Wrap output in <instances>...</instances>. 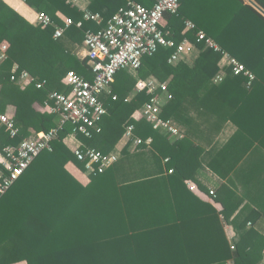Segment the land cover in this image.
Segmentation results:
<instances>
[{"label": "trees", "instance_id": "1", "mask_svg": "<svg viewBox=\"0 0 264 264\" xmlns=\"http://www.w3.org/2000/svg\"><path fill=\"white\" fill-rule=\"evenodd\" d=\"M25 1L37 12L49 14L56 25H63L61 14L75 24L81 23V27L73 25L62 38L55 40L53 27H36L4 1L0 2V55H7L0 62V112L15 121L21 134L12 139L0 123V152L33 133L48 132L58 125V116L41 112L35 105L43 104L49 91L63 90L62 79L67 72L75 71L87 77V61H79L70 50L84 43L86 30L97 31L101 27L96 22L85 21L84 13L67 0ZM136 1L146 7L154 4V0ZM235 2L237 14L232 17L233 22L215 40L264 83V44H259V40L264 43V16L244 0ZM124 6L125 0H90L89 9L103 16L104 26ZM164 20L163 27L170 31L175 44L187 38L194 44L193 50L182 62L172 65L168 59L174 48L160 47L153 56L144 57L137 72L120 71L111 90L118 99L113 100L112 93L110 97L103 96L107 114L100 122L101 131L86 139V146L104 153L114 151L124 138L126 127L134 125L136 135L144 139L153 137V146L163 154L174 150L164 133L153 130L145 119L134 117L149 95L142 92L127 102L128 96L138 78H151L167 82L169 92L179 102L181 94L185 91L191 94L203 76L214 79L221 72L222 56L197 41L198 26L196 31L183 33L187 19L181 8L177 15L166 14ZM248 25L254 31H249ZM209 35L214 34L209 32ZM197 50L200 52L194 59ZM15 64L37 79L47 80V90H38L34 85L21 88L12 82ZM166 107L162 113L169 118ZM69 133L68 128L54 143L53 152L39 156L0 201V264H17L23 260L27 264H150L156 258L174 259L175 241L165 239L163 223L151 221L149 213L144 216L145 212L126 215L111 171L92 175L87 186L69 171L70 164L86 169L65 142ZM181 146L182 143L177 148ZM179 171L176 180L180 187L178 192L174 190L178 218L185 212L178 203L179 194L185 192V188L180 189L184 187V177ZM195 200L205 206L199 199ZM146 205L143 201V206ZM145 231L159 236L150 241V247L139 244L140 236H147ZM234 242L229 245L223 241L215 251L210 247L203 253L201 249L196 250L192 256H186L192 261L188 264H256L261 260L259 244L263 241L255 230L241 234ZM26 256L29 257L26 259Z\"/></svg>", "mask_w": 264, "mask_h": 264}, {"label": "crops", "instance_id": "2", "mask_svg": "<svg viewBox=\"0 0 264 264\" xmlns=\"http://www.w3.org/2000/svg\"><path fill=\"white\" fill-rule=\"evenodd\" d=\"M4 2L38 27L35 23L38 12L26 1ZM244 3L264 16V0H244ZM181 5L184 17L214 40L237 14L235 0H181ZM76 6L83 12L89 9L90 0H83ZM59 17L63 19L65 16L59 14ZM165 24L166 20L162 28L170 33L163 27ZM250 27L248 25V30L254 31ZM209 32L214 35H209ZM253 34L256 35L255 32ZM259 44L264 43L259 40ZM70 51L79 61H87L85 43L72 47ZM195 52L194 59L200 51ZM224 64L220 61L222 70L214 79L203 76L191 94L189 91L181 94L179 102L171 92L173 104H170L173 99H167L163 93L160 95L162 110L167 106V119L184 135L182 140H177L162 132L174 150L165 151L167 155L153 145L134 150L131 143L123 138L116 147L121 158L108 169L117 182V194L126 215L145 212L146 216L149 213L151 221L163 223L165 239L175 241L174 259L166 261L169 264H188L192 261L186 256L190 257L196 250L201 249L200 253H203L210 247L215 251L223 241L232 245L241 234L251 229L262 237L263 242L259 244L261 260L256 264H264V83L256 77L249 86L245 77L229 74ZM86 72L87 77L84 74L81 76L92 80L89 66ZM218 76L222 81H216ZM136 84L127 102L138 95ZM35 107L51 114L43 104H36ZM139 110L134 114L137 120L141 119ZM65 142L72 151L80 145H87L83 137H68ZM181 143L183 146L177 148ZM166 159L170 161L166 162ZM68 169L83 185L90 183L92 176L85 170L74 164L68 165ZM178 171L184 177V187L180 189L184 191L185 188L184 194L178 197V203L185 210L179 218L175 213L177 204L174 194V190L178 192L180 187L176 180ZM212 190L215 196L211 195ZM192 195L205 206L200 205ZM143 201L147 204L145 207ZM228 214L232 216L228 218ZM145 232L147 236H140L139 244L150 247V241L159 236ZM154 262L152 260L150 264Z\"/></svg>", "mask_w": 264, "mask_h": 264}, {"label": "built area", "instance_id": "3", "mask_svg": "<svg viewBox=\"0 0 264 264\" xmlns=\"http://www.w3.org/2000/svg\"><path fill=\"white\" fill-rule=\"evenodd\" d=\"M2 1L4 0H0ZM67 1L78 5L83 0ZM180 8L181 0H154L152 7H146L136 0H125V6L104 26L101 14H94L89 9L83 10L85 21H93L101 26L97 31L86 30L84 36L86 58L93 78L89 80L75 71L67 72L63 79V90L49 91L43 101L44 109L59 117L58 125L48 132L23 138L17 145H8L0 152V201L39 156L44 152H53L54 143L60 140L61 134L68 128L70 133L66 138L74 139L83 137L89 140L94 137V133L101 131L100 122L107 114L102 98L111 94L120 71L128 68L138 71L143 65L144 57L153 56L160 47L174 48L168 59L170 64L176 65L184 60L193 50L194 44L187 38L175 44L170 38L171 34L162 28L166 14L177 15ZM62 21L63 25H56L49 14L38 12L35 23L42 28L53 27L55 40L62 38L73 25L81 27V23L75 24L67 17ZM196 30L197 25L186 20L183 33ZM196 37L207 49L222 56L224 67L230 69L233 75L245 77L249 86L253 84L256 75L240 60L225 51L204 31L198 30ZM6 59L5 53L0 55V60ZM11 81L18 85H34L38 90L48 88L47 80H39L28 71L20 70L17 64L13 67ZM216 81L220 82L222 78L218 76ZM135 89L138 94L145 92L150 97L139 110L141 119H145L156 132H166L172 138L182 140L184 135L162 113L160 95L163 93L167 99H173L167 82L155 79L138 80ZM112 99L117 100V95ZM0 123L12 139L20 137V129L9 115L0 112ZM124 139L131 143L134 150L151 147L154 142L153 137L144 139L137 136L134 125L126 127ZM73 152L78 161L85 165V173L89 176L105 173L121 158L118 150L104 153L84 145H80ZM169 161L170 159H166V162ZM171 172L173 173V170ZM191 187L195 189L193 185ZM211 195L215 196L214 190ZM249 226L252 224L249 223Z\"/></svg>", "mask_w": 264, "mask_h": 264}, {"label": "rangeland", "instance_id": "4", "mask_svg": "<svg viewBox=\"0 0 264 264\" xmlns=\"http://www.w3.org/2000/svg\"><path fill=\"white\" fill-rule=\"evenodd\" d=\"M28 257L29 256H26L25 258L27 259ZM17 264H27V261L23 260V261L18 262ZM154 264H169V263L161 258H156Z\"/></svg>", "mask_w": 264, "mask_h": 264}, {"label": "snow or ice", "instance_id": "5", "mask_svg": "<svg viewBox=\"0 0 264 264\" xmlns=\"http://www.w3.org/2000/svg\"><path fill=\"white\" fill-rule=\"evenodd\" d=\"M17 171H19V169H17Z\"/></svg>", "mask_w": 264, "mask_h": 264}]
</instances>
